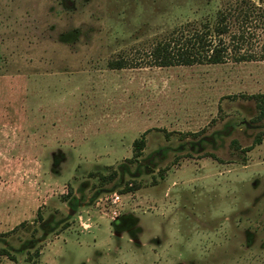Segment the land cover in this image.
<instances>
[{
    "label": "rangeland",
    "instance_id": "obj_1",
    "mask_svg": "<svg viewBox=\"0 0 264 264\" xmlns=\"http://www.w3.org/2000/svg\"><path fill=\"white\" fill-rule=\"evenodd\" d=\"M224 1L0 0V264H264V61L107 66Z\"/></svg>",
    "mask_w": 264,
    "mask_h": 264
},
{
    "label": "trees",
    "instance_id": "obj_2",
    "mask_svg": "<svg viewBox=\"0 0 264 264\" xmlns=\"http://www.w3.org/2000/svg\"><path fill=\"white\" fill-rule=\"evenodd\" d=\"M258 23L264 36V8L260 9L250 0H225L212 24H180L136 50L137 55L142 54V58L120 55L109 61L107 66L110 70H123L222 65L228 61H264V39L259 52L255 50L252 39ZM226 36L228 42L224 39ZM144 142V137L133 141L134 159L143 151ZM258 143L260 142L257 140ZM250 150L248 148L246 152ZM114 176L112 173L110 178L113 179ZM131 190L132 188H127L125 192ZM37 219L41 220L39 214ZM2 256L10 257L5 249H0V257Z\"/></svg>",
    "mask_w": 264,
    "mask_h": 264
},
{
    "label": "built area",
    "instance_id": "obj_3",
    "mask_svg": "<svg viewBox=\"0 0 264 264\" xmlns=\"http://www.w3.org/2000/svg\"><path fill=\"white\" fill-rule=\"evenodd\" d=\"M120 196L117 194H113L112 196H110L109 198V204L111 205V211L110 214L112 216V219H116V217H118L119 212L117 209V206L120 204Z\"/></svg>",
    "mask_w": 264,
    "mask_h": 264
}]
</instances>
